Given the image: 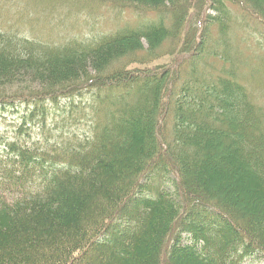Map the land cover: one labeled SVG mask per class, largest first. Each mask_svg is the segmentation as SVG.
Instances as JSON below:
<instances>
[{
	"label": "trees",
	"instance_id": "1",
	"mask_svg": "<svg viewBox=\"0 0 264 264\" xmlns=\"http://www.w3.org/2000/svg\"><path fill=\"white\" fill-rule=\"evenodd\" d=\"M111 1L157 19L49 45L0 28L1 107L84 90L95 101L87 117L60 105L49 122L68 126L60 145L39 127L28 136L37 109L0 139V264L264 257V96L237 66L264 65V0H238L242 14L232 0ZM238 28L256 56L240 50ZM82 117L100 121L95 133L67 124Z\"/></svg>",
	"mask_w": 264,
	"mask_h": 264
},
{
	"label": "rangeland",
	"instance_id": "2",
	"mask_svg": "<svg viewBox=\"0 0 264 264\" xmlns=\"http://www.w3.org/2000/svg\"><path fill=\"white\" fill-rule=\"evenodd\" d=\"M233 1L236 3L231 4L232 10L238 14H242V11L237 5L238 0ZM139 14L142 15L140 16ZM149 19L155 21L157 14L155 12L142 13L140 10L128 8L121 3H116L111 0H0V28L10 27L20 35L36 39L45 45H49L50 43L59 44L61 42L59 41L61 40L60 36L76 38H91L94 35L98 38L109 36L114 34L115 31L120 30L123 25L142 26ZM237 24L243 26L245 22L243 20L241 22L240 20ZM259 24L264 30V22L259 20ZM240 35V50H246L247 55L256 56L257 49L252 46L249 48L250 44L245 41V30L238 28L237 37ZM256 35L260 36L258 30L256 31ZM238 62L242 63V65L237 64V66L241 67L242 71L248 73L246 76L250 80L245 77L243 82L252 85V95L264 96V65L260 69L255 61L254 63L247 62L245 66L244 62ZM250 72L254 74H249ZM93 98V91L84 90L81 94L76 95L74 98L76 102H73L74 100L63 102L62 100L54 104L47 103L46 106H43L35 104L34 101L32 105L31 103L19 104L21 101H18V103H13V105L5 108L1 107V105L0 139L3 138L6 141L16 139L17 127L19 128V123L22 121L21 117L28 116L30 118L37 109L36 117L33 122L31 121V127L29 128L32 131L28 133V136L35 139L34 133L39 127L42 133L50 132L54 135V139L52 138L50 140L51 144L56 141L55 144L60 145L69 135L68 126L56 125L58 127L56 128V132H54L49 125V122L54 117H59L60 105L65 103L69 106L71 103H75L79 107V110H82V112L77 113L79 114L77 117H87L92 114L89 111H91L90 104L95 102ZM109 99V97L100 99L95 104V113L101 114V107L108 105ZM29 105H31L30 108ZM84 117H82L83 119L80 118L81 121L79 122L81 124H78L75 121L76 119L69 121L67 124H73L71 129L77 130L80 134L86 133L89 130L91 133H95V126V129H90V126L99 125L100 121L96 118L86 119ZM45 124L47 125L45 126ZM76 136L79 138L82 137L78 134ZM25 145H28V143L25 142ZM1 146L2 143H0V149ZM242 264H264V257L256 255L248 258L246 261L244 260Z\"/></svg>",
	"mask_w": 264,
	"mask_h": 264
}]
</instances>
